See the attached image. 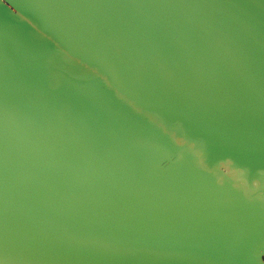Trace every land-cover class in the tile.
<instances>
[{"label": "water", "instance_id": "water-1", "mask_svg": "<svg viewBox=\"0 0 264 264\" xmlns=\"http://www.w3.org/2000/svg\"><path fill=\"white\" fill-rule=\"evenodd\" d=\"M227 160L264 185V0H0V264H260Z\"/></svg>", "mask_w": 264, "mask_h": 264}, {"label": "clouds", "instance_id": "clouds-1", "mask_svg": "<svg viewBox=\"0 0 264 264\" xmlns=\"http://www.w3.org/2000/svg\"><path fill=\"white\" fill-rule=\"evenodd\" d=\"M161 127H163L165 132H167L171 136V138L178 147L188 148L189 150L193 151L198 157L202 156V153L196 151V145L194 143L189 144V142L179 134L178 129L169 130L163 124L161 125ZM200 165L201 167H205L203 159L200 160ZM225 165L230 166L231 173H239V177L231 175L229 172L224 171ZM216 174L218 176V182L220 184H224L225 179H228L233 182L235 188L244 191L246 195H251L254 191L259 192L262 188H264V185H262L259 180L254 181L250 186L249 180L247 178V172L243 169L235 167L234 162L232 160L222 162L216 170ZM260 198L264 199V196H261ZM260 264H264V255L260 256Z\"/></svg>", "mask_w": 264, "mask_h": 264}]
</instances>
